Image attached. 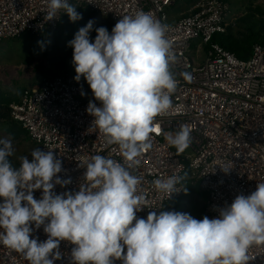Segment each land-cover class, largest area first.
I'll list each match as a JSON object with an SVG mask.
<instances>
[{
	"label": "clouds",
	"instance_id": "9594fccd",
	"mask_svg": "<svg viewBox=\"0 0 264 264\" xmlns=\"http://www.w3.org/2000/svg\"><path fill=\"white\" fill-rule=\"evenodd\" d=\"M60 9L73 22L82 19L68 0H49L47 19L55 18ZM93 26L89 20L69 41L74 79L84 77L101 102L97 107L90 101L86 111L107 142L118 145L124 163L94 155L86 162V183L80 184L79 191L56 194L55 185L65 187L72 181L57 176L62 161L54 152L35 148L31 159L18 158L16 168L8 159L15 152L12 141L0 138V244L21 254L28 264H54L61 259V241L75 245L72 264L116 260L122 264H248L249 249L264 245V182L250 195H237L230 206L217 209L218 218L198 220L177 211H152L146 219L137 218L145 196L138 187L142 178L131 170L151 149L153 134L161 133L156 117L172 106L178 81L171 65L177 57L167 38L168 25L149 13L123 16L111 33L104 26L95 28L94 42L90 40ZM180 75L191 82L190 73ZM164 135L178 155L190 145V131L184 125ZM221 169L228 173L232 168ZM186 176L152 183L170 198L181 191L176 185ZM37 189L43 190L39 200L33 195ZM33 225L43 226L45 241L31 238Z\"/></svg>",
	"mask_w": 264,
	"mask_h": 264
},
{
	"label": "built area",
	"instance_id": "2783aa9c",
	"mask_svg": "<svg viewBox=\"0 0 264 264\" xmlns=\"http://www.w3.org/2000/svg\"><path fill=\"white\" fill-rule=\"evenodd\" d=\"M183 1L68 0L117 22L125 15L143 11L168 25L167 38L177 57L171 71L178 87L172 94L170 109L156 117L161 133L153 134L151 149L143 154L141 165L131 170L142 178L138 187L145 196V207L136 213L137 218L146 219L152 211H171L172 201L185 204L188 200L182 183L176 185L181 191L169 198L154 188L152 182L156 179L187 174L184 181L198 184L207 195V206L200 219L218 218L217 209L230 206L237 195H250L258 183L264 182V42L255 44L247 59L237 58L212 42L214 35L224 34L230 27L226 1L194 0L187 10L171 17L170 10ZM48 4L49 0H0V40L15 39L25 32L55 30L66 12L60 9L49 20ZM182 72L191 74V82L183 79ZM75 76L63 73L43 78L37 86L25 88L19 99L8 106L12 120L27 132L35 148L51 150L62 161V171L57 176L72 182L65 187L55 185L56 194L79 191L80 184L86 183V162L94 155L124 163L118 145L107 142L93 125L95 118L86 111L90 101L97 107L102 106L101 102ZM180 125L189 129L191 139L185 152L178 155L164 134L174 133ZM225 165L232 168L228 173L221 169ZM42 191L34 190V198L41 199ZM32 227L31 238L40 242L47 239L43 226ZM74 247L61 241V259L54 264H72ZM248 255L252 258L248 264H264V245H253ZM0 264L28 261L0 244ZM114 264L122 261L116 260Z\"/></svg>",
	"mask_w": 264,
	"mask_h": 264
},
{
	"label": "rangeland",
	"instance_id": "374dc122",
	"mask_svg": "<svg viewBox=\"0 0 264 264\" xmlns=\"http://www.w3.org/2000/svg\"><path fill=\"white\" fill-rule=\"evenodd\" d=\"M225 1L230 9L229 32L233 35L245 30V19H248V16L252 15L251 19L254 22L256 19H264V14L261 15L257 11V8L264 9V0ZM185 7L183 3L176 4L170 10L171 17L180 15L187 10L188 6ZM86 15L85 20L80 23L66 22L61 18L55 30L40 33L25 32L15 39L0 40V90L6 93H18L19 88L31 87L35 80L38 82L44 78L42 71H53L57 63L64 70L63 72H74L73 48L69 46V41L74 39L77 31L92 20L93 30L104 26L111 33L117 23L108 16L90 10ZM255 27L259 28L261 25ZM10 120L9 116L8 119L0 118V138H8L12 141L15 152L11 159L20 162L18 158L29 157L36 145L30 139H11L6 133ZM199 190L203 192L200 188ZM189 196L191 201L185 202L186 211L183 213L199 220L207 206V200H203L197 192H192Z\"/></svg>",
	"mask_w": 264,
	"mask_h": 264
},
{
	"label": "trees",
	"instance_id": "16d2710c",
	"mask_svg": "<svg viewBox=\"0 0 264 264\" xmlns=\"http://www.w3.org/2000/svg\"><path fill=\"white\" fill-rule=\"evenodd\" d=\"M194 0H184L182 3L184 5H187ZM225 1V0H224ZM185 7V8H186ZM76 11L81 14L82 19L77 20L75 22L71 21L68 14L66 13L65 15L62 16V19H64L66 22H72V23H80L85 20L86 14H88V11L84 7H77L76 6ZM257 11L262 15L264 14V9L257 8ZM92 12V11H91ZM253 16H248V19H245V30L244 31H239L237 32V35H233L229 32V29L226 33L224 34H216L212 38V42H217L219 43L223 48L226 50L232 52L237 58L240 59H247L251 55L252 48L255 44L257 43H262L264 42V19H256L254 22ZM261 25V27L256 28L255 26ZM110 33V32H109ZM96 31L95 29L90 32V40L94 42L95 36H96ZM60 65L57 63L56 66H54L53 71H42V74L45 75L44 78H50L55 75H61L63 73H69V74H75L76 72H63L64 70L59 67ZM85 89L88 91L90 95H94L90 86L88 85L87 81L85 80L84 77H81ZM41 81V80H40ZM40 81H34L31 85V87L37 86V84ZM25 89V87L19 88L18 93H11V92H3L0 90V118L2 119H8L11 118L10 116V110H9V104L12 101H16L19 99L20 94L22 91ZM8 112V113H7ZM12 120V118H11ZM9 122L7 128H6V133L7 135L13 139H19V138H24V139H30L28 136L27 132L21 128V126L15 122L11 121ZM31 140V139H30ZM32 141V140H31ZM10 163H12L13 167L18 168L20 166V162L14 161L11 159V157H8ZM183 188H187V192L184 195L187 196L188 200L191 201L190 194L192 192H197L198 195L203 199L207 200V195L204 192H201L198 188V184L192 185L191 183L187 181L182 182ZM169 209L171 211H177L183 213L186 211V206L181 200H174L171 202Z\"/></svg>",
	"mask_w": 264,
	"mask_h": 264
},
{
	"label": "water",
	"instance_id": "95a60500",
	"mask_svg": "<svg viewBox=\"0 0 264 264\" xmlns=\"http://www.w3.org/2000/svg\"><path fill=\"white\" fill-rule=\"evenodd\" d=\"M38 85V84H37Z\"/></svg>",
	"mask_w": 264,
	"mask_h": 264
}]
</instances>
